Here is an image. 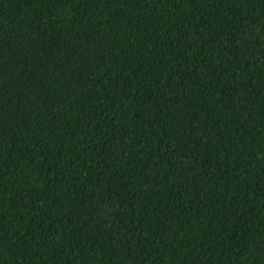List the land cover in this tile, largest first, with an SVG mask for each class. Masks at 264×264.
Listing matches in <instances>:
<instances>
[{
    "label": "trees",
    "instance_id": "1",
    "mask_svg": "<svg viewBox=\"0 0 264 264\" xmlns=\"http://www.w3.org/2000/svg\"><path fill=\"white\" fill-rule=\"evenodd\" d=\"M0 264H264V0H0Z\"/></svg>",
    "mask_w": 264,
    "mask_h": 264
}]
</instances>
